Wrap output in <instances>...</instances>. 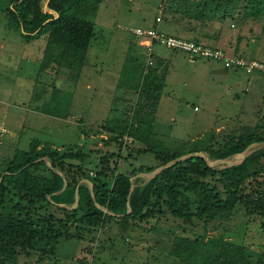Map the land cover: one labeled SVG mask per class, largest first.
Returning <instances> with one entry per match:
<instances>
[{"label": "rangeland", "instance_id": "1", "mask_svg": "<svg viewBox=\"0 0 264 264\" xmlns=\"http://www.w3.org/2000/svg\"><path fill=\"white\" fill-rule=\"evenodd\" d=\"M45 2L42 1V7L47 9ZM162 2L102 0L93 13L86 15L94 22V35L76 79L65 68L56 69L50 64L40 67L44 35L26 39L15 28L7 27L0 2V168L14 148H28L33 137L55 146L83 144L89 151L88 167L98 160L97 148L118 151L117 142L104 143L109 133L102 124L112 125L123 113L132 114L142 78V62L147 60L145 48L134 39L130 27L156 25L185 37L189 35L185 27L194 25L199 33L213 37L222 34L224 39L221 42L201 37L203 41L216 42L217 46L234 52L232 47L238 40L240 54L264 59V15L244 13L245 0H231L215 10L214 4L210 5L207 9L210 16L201 20L188 17L166 20L162 16ZM156 15H161L162 21L154 24ZM155 50L158 55L168 56V71L153 124L154 137L167 147L185 151L193 139L209 133L222 141L243 125H264V72L226 68L217 60L192 58L186 52L160 45ZM53 85L64 89V98L69 99L68 105L67 100L58 105L57 115L50 112L49 102L39 110L49 100ZM129 136H122L119 170L158 164L153 154L138 153L136 149L142 143L130 140ZM259 147H264V141L249 145L235 160L217 159V165L210 162L207 152L202 154L213 167H223ZM151 176L149 172H139L132 180L144 183ZM260 222V215L249 216L242 207H237L230 218L210 222L206 235H222L244 243L257 254H263L264 263V228ZM203 230L201 221L183 224L181 219L167 213L128 228L111 219L90 231H82V239L62 240L56 259L37 264H183L168 254L173 234L194 237ZM22 261L36 264L34 255L23 257Z\"/></svg>", "mask_w": 264, "mask_h": 264}, {"label": "trees", "instance_id": "2", "mask_svg": "<svg viewBox=\"0 0 264 264\" xmlns=\"http://www.w3.org/2000/svg\"><path fill=\"white\" fill-rule=\"evenodd\" d=\"M42 1L0 0L7 27L15 28L26 39L44 35L40 67L50 64L56 69L65 68L76 79L94 35V22L86 15L93 13L102 0H48L47 9L42 7ZM245 1L244 13L264 15V0ZM230 2L164 0L162 16L166 20H201L210 16V5L214 4L215 10ZM153 57L152 64L142 62L132 114L125 112L121 118L113 117L118 120L112 125L102 124L109 133L104 143L117 142L118 151L97 148L98 160L88 167L89 151L83 144L55 146L33 137L28 148H14L0 168V264H29L21 259L30 255L35 256L36 264L56 259L61 253L60 242L82 239L86 229L90 231L111 219L128 228L166 213L183 224L198 220L204 226V232L194 237L173 232L168 254L181 263L264 264L263 254L244 243L222 235H206L210 222L230 218L237 207L249 216L260 215L264 228V147L223 167H213L199 154L207 152L209 157L223 162L235 160L249 145L264 141V125H243L222 141L209 133L193 139L185 151L167 147L154 137L153 124L168 71V56ZM64 94V89L53 85L49 100L39 110L49 102L50 112L59 114L58 105L66 100L68 105ZM124 134L141 142L136 151L153 154L158 164L119 170ZM184 153L193 154L163 167L144 183H133L137 173L150 172ZM76 193L77 204L71 207Z\"/></svg>", "mask_w": 264, "mask_h": 264}, {"label": "built area", "instance_id": "3", "mask_svg": "<svg viewBox=\"0 0 264 264\" xmlns=\"http://www.w3.org/2000/svg\"><path fill=\"white\" fill-rule=\"evenodd\" d=\"M155 20L160 21L161 17L156 16ZM129 29L133 33L134 39L145 48L147 64H152L154 62L153 54H155L156 51L155 46L160 45L171 50L186 52L192 56L217 60L226 68L243 69L247 73L253 71L264 72V59L228 52L219 46L166 32L156 25L145 27L135 26ZM194 108L196 109L197 106L195 105ZM128 138L131 140L132 137L129 136Z\"/></svg>", "mask_w": 264, "mask_h": 264}, {"label": "crops", "instance_id": "4", "mask_svg": "<svg viewBox=\"0 0 264 264\" xmlns=\"http://www.w3.org/2000/svg\"><path fill=\"white\" fill-rule=\"evenodd\" d=\"M156 16H160L161 17V15H156ZM156 16H155V18H156ZM162 20H160V21H156L155 20V22H154V24H156V22H161ZM186 29H188L189 30V35H187V36H185V37H187V38H194V39H196V40H202L201 39V37H204V38H206L207 40H215V41H221V42H224V39L222 38V34H220L219 36H217V34H216V37H213V36H211L210 34H206V33H199L198 31H195V30H197V28L193 25V26H190V27H185ZM198 29H200V28H198ZM166 31V30H165ZM166 32H169V31H166ZM191 32H194V33H191ZM169 33H173V31L172 32H169ZM173 34H177V32H175L174 31V33ZM238 39V38H237ZM203 41V40H202ZM238 41V40H237ZM237 41H235V44H234V47H232V50H234V53H238V54H240L237 50H239L238 49V42ZM203 42H207L208 44H211V45H214V46H217L215 43L216 42H214V43H209L208 41H203ZM231 48V47H230ZM176 51H178V50H176ZM155 54H157L156 53V51H155ZM158 55V54H157ZM100 135H103V136H106L105 134H100ZM120 159V158H119ZM118 164H122V159H120V160H118ZM74 204V203H73ZM73 204H71L70 206H72Z\"/></svg>", "mask_w": 264, "mask_h": 264}, {"label": "water", "instance_id": "5", "mask_svg": "<svg viewBox=\"0 0 264 264\" xmlns=\"http://www.w3.org/2000/svg\"><path fill=\"white\" fill-rule=\"evenodd\" d=\"M47 1H48V0H46V2H45V5H46V6H47ZM196 57H197V56H192V58H196ZM248 147H249V146H248ZM248 147H247L246 149H244L243 151H246V150L248 149ZM190 154H193V153H187V154L181 155V156H179V157H177V158H175V159H173V160H171V161H168V162H166V163H164V164L158 166L156 169L150 171L149 173H151V175L153 176L155 173H157V172H158L160 169H162L163 167H165V166L171 164L172 162H174V161H176V160H179V159L185 158V157H187V156L190 155ZM199 154L203 155L202 152H199ZM246 155H247V154H245L244 156H246ZM203 156H205V155H203ZM244 156H243L241 159H239L238 161L242 160V159L244 158ZM205 157H206V156H205ZM224 159H225V158H224ZM238 161H234V162H238ZM234 162H231V164L234 163ZM64 186H65V183L63 184L62 188H63ZM132 186H133V184L131 185V187H132ZM131 187H130V189H131ZM77 199H78V195H77V193H76V201L74 202V204H73L71 207H73V206H75V205L77 204ZM127 205L129 206V203H127ZM129 210H130V209H129Z\"/></svg>", "mask_w": 264, "mask_h": 264}, {"label": "bare ground", "instance_id": "6", "mask_svg": "<svg viewBox=\"0 0 264 264\" xmlns=\"http://www.w3.org/2000/svg\"><path fill=\"white\" fill-rule=\"evenodd\" d=\"M239 155H240V154H238V156H239ZM209 158H212V159H214V160H217V158H213V157H209ZM237 158H238V157H237ZM237 158H236V159H237Z\"/></svg>", "mask_w": 264, "mask_h": 264}]
</instances>
